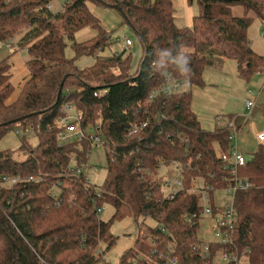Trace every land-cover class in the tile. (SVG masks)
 <instances>
[{"label":"trees","instance_id":"1","mask_svg":"<svg viewBox=\"0 0 264 264\" xmlns=\"http://www.w3.org/2000/svg\"><path fill=\"white\" fill-rule=\"evenodd\" d=\"M54 1L0 0V44H14L20 35L16 46L30 57L28 78L12 101V66L8 57L0 61V140L16 131L23 140L16 150L0 151V264H98L99 245L108 251L117 243L112 224L128 217L142 225L151 219L155 227L148 226L147 235L140 234L117 264H152L145 255L164 264L147 239L156 242L158 253L172 249L179 264H217L220 251L246 255L247 264H264V144L237 171L251 185L234 193L233 246H212L211 256L197 249L200 191L208 186L214 212L222 210L214 205L215 195L232 175L217 153H229L233 133L246 119L232 113L227 119L234 120L233 127L204 129L192 110L190 90L203 85L206 69L228 58L237 62L243 81L264 71V56L248 38L254 17L264 21V0H187L198 5L190 27L177 25L173 0H63L53 11ZM87 2L117 9L139 36L143 53L133 74L124 50L100 55L111 44V33ZM234 7L243 8L242 17L232 13ZM87 26L97 35L76 43L75 33ZM68 42L75 59L89 57L94 64L80 68L67 58ZM176 45L191 54L189 87L150 100L165 83H184L175 72L165 80L150 68L155 48ZM104 89L107 94L95 95ZM67 104L77 109L83 127L99 124L106 138L107 176L100 185L87 182L86 171L76 174L89 160L90 142L64 145L57 139L55 122ZM29 125L40 128L27 133ZM133 126L138 131L128 135ZM29 135L38 140L35 146ZM162 162L181 168L184 185L171 200L165 199L159 175ZM7 177L19 181L4 185ZM104 205L114 207L109 221L97 212Z\"/></svg>","mask_w":264,"mask_h":264},{"label":"rangeland","instance_id":"2","mask_svg":"<svg viewBox=\"0 0 264 264\" xmlns=\"http://www.w3.org/2000/svg\"><path fill=\"white\" fill-rule=\"evenodd\" d=\"M63 0H55L53 5V11H58L62 6ZM176 2V1H175ZM88 9L91 14L100 20L102 27L109 33H111V44L102 52L101 56L117 53L120 54L125 51L126 55H130V72L133 74L139 66V60L143 53V47L141 40L132 27L125 21V18L120 12L112 7H105L94 2H87ZM174 16L179 27L185 26L187 23V13L193 12L196 15L198 12V5L194 3L188 7L184 4L176 3ZM259 20L257 19L251 28H255ZM260 23V22H259ZM262 32L264 34V22L262 24ZM254 30V29H253ZM75 42H86L92 40L96 35L95 29L90 26L83 27L75 33ZM264 36V35H263ZM18 35L15 43L6 42V45H0V61L8 57L11 68V78L15 92L12 95L10 101L18 97L21 86L26 82L29 75L28 65L29 60L28 50L26 48H18L16 42L20 39ZM264 40V37L261 38ZM126 40L130 41V45H126ZM66 57L75 59L74 50L71 48V42H68L66 46ZM94 60L89 57H81L75 59V64L80 68H86L93 65ZM234 61L229 60L223 63L221 66L206 69L203 75V85L191 87L192 91V110L196 114L201 125L206 130H213L217 125H226L229 121L228 116L232 113L242 114V111L246 108V100L253 102L257 86H259V80L254 75L249 82L243 81L238 74L234 71ZM254 80L257 82L254 88L251 86ZM251 88L252 92L249 91ZM188 89V88H187ZM259 107V106H257ZM253 111L254 109H249ZM74 112V111H73ZM75 113V112H74ZM221 118V122L220 119ZM225 120V122H224ZM244 132V133H243ZM32 145H36V138L32 135L27 137ZM22 136L10 132L0 140V151L7 149L16 150L22 144ZM233 147H237L238 152L242 154L246 159L259 150V146L262 144L254 140L253 133L249 132V127L246 125L243 131H234V137L232 139ZM235 145V146H234ZM91 155L86 163V171L91 183L100 185L104 182L107 176V168H105V153L102 146H98L91 150ZM176 165H172L175 170ZM178 172L173 171L172 176H178ZM231 196L226 192L218 191L215 195L214 205L223 207L226 203H230ZM203 208L210 207V201L203 200L201 202ZM101 219L109 221L114 215V207L110 205H104L99 212ZM222 213H218L216 217L211 214H203L199 219V229L197 232V239L204 243L211 241H217L218 238L214 237L212 232L213 227L216 225L218 219L222 218ZM147 225V226H146ZM155 223L151 219H146L144 224L135 222L134 219L128 217L123 220H115L112 224L111 232L117 237L116 244L110 250H105V245L101 243L98 247V256L101 258L98 264H117L122 256L129 251L130 248L135 246V240L140 235L143 239L148 233V226L155 227ZM219 259L217 258L216 261Z\"/></svg>","mask_w":264,"mask_h":264},{"label":"built area","instance_id":"3","mask_svg":"<svg viewBox=\"0 0 264 264\" xmlns=\"http://www.w3.org/2000/svg\"><path fill=\"white\" fill-rule=\"evenodd\" d=\"M49 8L53 10V6L49 5ZM6 45V43H3ZM0 44V45H3ZM130 41L126 40V45H130ZM189 87L188 83H182L179 81H169L165 83L163 86H161L158 89H154L153 93L150 95V100L155 99V97L159 94H174L177 92L184 91V89H187ZM96 96L105 95L107 94V89L101 90V91H94ZM248 107L252 108L254 106V103L251 101H247ZM62 111L65 113L64 116L60 117L56 120L55 124L58 128L57 132V139H59V142L61 144L66 145L67 143H81L83 140H88L90 142V148L91 150L102 146L104 147L106 145V138H104V134L102 129L100 128V125H96V127H92L91 125L87 127H83L81 124V115L78 113L77 109L71 104L65 105L64 108H62ZM75 113H74V112ZM145 125V124H144ZM142 125L141 127H143ZM229 127H233L235 125L234 120L230 121L228 123ZM40 126L37 125H29L25 132L27 133H36L39 130ZM138 131V127L133 126L131 130L129 131L128 135H132ZM16 134H19L18 131L15 132ZM234 134V133H233ZM234 137V136H233ZM257 138L260 143L264 144V132H260L259 135H257ZM217 156L221 158L223 162L229 165V168L231 169V175H232V182L229 183L228 187L223 190L227 194H230L231 200L230 203H226L225 206L221 207L222 210H219L218 213H222V218L218 219L216 222V225L213 227L212 232L214 234L215 238H218L217 241H211L209 243L200 242L199 245H197L198 251H200L201 254H205L208 256H211V248L212 246L217 245H229L233 246V239L232 234L235 229V209H233V200L235 196V192L237 190H246L248 187H250V182L245 181L241 178H238L237 171L240 166H244L246 163V158L240 154L237 149H235L233 146H231L229 153H225L223 151H218ZM75 157L74 155L71 157V161L74 162ZM173 165V164H172ZM175 170L171 169L172 166L168 167L163 165V162L161 163L160 172L159 175L162 178L163 185H164V196L165 199L171 200L173 197H175L176 193L183 188L184 181L179 177L181 174V168L179 165L174 164ZM86 165H84L82 168H77V175H82L84 171H86ZM176 171L178 172V176L173 177L172 172ZM87 172V171H86ZM31 180V179H30ZM4 185L8 184H15L18 183L19 179L16 178H5ZM87 182H90L88 175H87ZM91 183V182H90ZM208 186H204L202 190L200 191L201 200L200 205L203 200L210 201V194L207 192ZM202 207V206H201ZM102 210V207L98 208L97 212L99 213ZM202 214H211L213 217H216L218 213L214 212V209L212 208L211 204L210 207H202ZM147 243L153 247L152 253L156 254L158 257H162L164 260V264H179V260L176 256L172 255V249L169 250V252L165 255H163L161 252H157V244L156 242L147 239ZM217 257L215 258V262L217 264H225L226 262L234 261L235 264H247L246 262V255L236 256V255H230L225 251H220L217 253ZM147 260L152 264H157V261L154 260L150 256H146ZM141 259L143 257H140ZM219 259L216 261V259ZM144 259V258H143ZM136 264V262H135Z\"/></svg>","mask_w":264,"mask_h":264},{"label":"crops","instance_id":"4","mask_svg":"<svg viewBox=\"0 0 264 264\" xmlns=\"http://www.w3.org/2000/svg\"><path fill=\"white\" fill-rule=\"evenodd\" d=\"M173 1H174L175 9H176V3H178L180 5L184 4L185 6L188 7V1L187 0H173ZM232 13L238 17H242L243 8L242 7H234V8H232ZM185 15H187V18H188L185 26H188V27L192 26L193 18L196 15H193L192 11H190L189 13H187ZM257 19L259 20L260 23L258 22L257 24H255V28H251ZM263 22L264 21H262L261 19L254 17V21H253V23L250 26V29L248 31L249 42L251 43L253 50L257 54H260L262 56H264V40L261 39L262 37H264L263 36L264 34L261 31L262 30L261 27H262ZM5 46H7V45H5ZM229 60H233L235 62L234 63V71L236 74H238V70H237L238 65L234 59H229V58L225 59L223 63L228 62ZM255 75L260 80H259V86H257V90L254 91V92H256V95L254 97L255 100L252 102V103H254V106L252 107L254 110L253 111L249 110L252 108L248 107L247 101H249V100H246V102H245L246 108H245V110L242 111V114H236V113H233V114L246 119L245 125L243 126V128L240 131H243L245 126L247 125L249 127V132L253 133V135H254V140L259 142L257 135H259L260 132H264V71H259V73L255 74ZM256 83L257 82L254 80V82L252 83L251 86L254 88V85H256ZM249 91L252 92L251 88L249 89ZM257 106H259V107H257ZM217 119H220V122L222 120L221 118H217ZM224 122H225V120H224ZM221 126H224V125H221V124L217 125V127H221ZM232 146H233V144H232ZM234 148L237 149L236 146ZM237 151H238V149H237Z\"/></svg>","mask_w":264,"mask_h":264},{"label":"clouds","instance_id":"5","mask_svg":"<svg viewBox=\"0 0 264 264\" xmlns=\"http://www.w3.org/2000/svg\"><path fill=\"white\" fill-rule=\"evenodd\" d=\"M153 56L150 66L153 74L158 73L165 80H169L175 72L184 78V83H187V77L191 73L189 66L191 54L184 45L157 47L154 49Z\"/></svg>","mask_w":264,"mask_h":264},{"label":"water","instance_id":"6","mask_svg":"<svg viewBox=\"0 0 264 264\" xmlns=\"http://www.w3.org/2000/svg\"><path fill=\"white\" fill-rule=\"evenodd\" d=\"M123 16H124V14H123Z\"/></svg>","mask_w":264,"mask_h":264}]
</instances>
